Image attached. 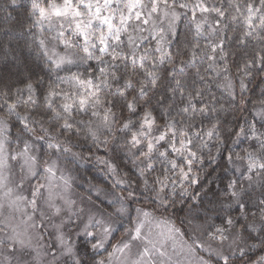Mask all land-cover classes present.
<instances>
[{"label":"snow or ice","instance_id":"1","mask_svg":"<svg viewBox=\"0 0 264 264\" xmlns=\"http://www.w3.org/2000/svg\"><path fill=\"white\" fill-rule=\"evenodd\" d=\"M12 5L16 4V0H10ZM258 4V6H257ZM163 6V7H161ZM180 9H190L192 12L191 24L187 25V31L191 32L193 27L196 36L210 35L215 36L218 29L209 26L206 31V19H197L195 10L198 8L201 13L214 12L218 17H224L227 9L223 2L220 6L213 5L210 8L206 7L203 0H196L195 4L187 2L179 3L176 0H62L57 3L56 0H49L47 4L41 3V0H31V19L33 20L32 27L43 26L45 22L49 27L53 26L52 22L55 18L57 24L56 36L53 39L59 41L63 45L60 51L55 48L49 49L45 41L41 39L38 47L42 54L50 62V65L56 71L55 80L49 83L44 91L43 101L50 115L47 118L58 123V126L64 131H69L74 127L73 113L89 114L91 118L88 120H79L78 123L86 126L87 136L94 142H100L103 145L109 143L107 137H103L104 132L110 135L114 134L115 126L119 120L115 105L117 103L115 97L118 96L123 100V106L130 112H135L139 99H143L147 95V90L150 86L155 87L161 80V75L158 70H153L159 63H163L165 59L173 66L172 82L175 84L173 91L177 89H185V77L188 74L189 66L196 67L198 59L207 58L210 63L209 68L214 70L213 80L220 78L223 75V82L218 86L227 90L228 94L235 98L237 95L236 85L231 76L230 69L227 65L228 52L224 50L223 41L217 39L214 44H210L206 48L188 47L187 43L182 46H177L173 52L169 45L171 38L177 35V23L180 20V13L176 11V7ZM229 7L234 9L230 15L233 22L242 20L249 29L252 27L258 28L264 32V0H247L244 4V11H241L239 3L234 0H229ZM163 17L161 19L160 17ZM132 21L136 23L133 24ZM159 22V23H158ZM218 23V21L214 22ZM152 25L156 29L158 37L155 45V51L159 53L158 57L152 58L150 50L144 49L143 53L138 52V40H143V36H134L133 32H142L146 29L144 26ZM31 30V29H30ZM131 30V31H130ZM245 37H252L264 42V36H253L251 31H245ZM126 37V39H124ZM187 40V33L185 34ZM242 44L245 40L240 41ZM127 49V51L125 50ZM219 55L220 61H223V67L217 66L215 63ZM105 56H109L110 60H105ZM186 57V59L184 58ZM89 61H96L97 64H103L104 67L99 68V75L89 73L87 69L84 72H73L72 67H79ZM146 61H151L152 68H145ZM261 65V71H264V48L255 51L252 57L244 62L243 67H239L242 73L239 79V88L243 92L247 85L244 83V77H249L255 70V65ZM143 69L144 79H136L137 73ZM179 69V71H175ZM60 72L66 74L61 76ZM179 77V78H177ZM195 77L203 83V87H196V80L193 78L192 87L188 91L187 101L188 107L183 108V112L192 110V115L186 120L177 121L170 119L163 128L157 127V120L151 111H145L139 122L128 118L120 124V130L127 131L130 134V140L127 144L130 149H138L139 156H143L147 163L144 168H141L140 176H145V169L154 170L152 158L154 154L164 158L171 170H177L180 178L189 180L191 175V183L197 182V177L194 172V163H203V155L201 149L208 147L209 141L215 138L219 145L222 146L224 139L221 136L222 128L219 116L215 114L222 109H217L212 104V97L208 103H204L203 107L196 108L193 101L203 102L207 89L210 87L205 76L201 75L199 70L196 71ZM123 80L125 91L117 89L116 93H112V82ZM69 85L70 90H58L59 84ZM138 89V96L128 99L127 90ZM37 89L32 83H27L24 89L17 88L15 92L0 89V97H3L7 102L11 95L19 101L26 93L29 103L35 104L36 99L33 93ZM184 96V91L180 92ZM210 96L211 94L208 93ZM56 100H59V110L54 107ZM241 96V103H243ZM9 111L4 115H0V191L3 195L0 196V216L3 215L4 198H7L8 207L17 211H23L25 202L33 209L37 208L38 198L43 195L41 189L47 191L45 203L53 216L62 217L65 212V206L68 211H71L75 205V201L68 198L65 193L71 188V177L60 174L58 176L59 161H41L38 156L31 152V146L28 142H24L21 150L15 153L6 152L7 140L4 138V133L8 129L7 117L15 113L20 119L27 121V115H22L16 112L17 103L7 104ZM250 111L256 116L264 120V99H259ZM198 113V115H197ZM203 118V119H200ZM203 120L208 121V126L202 131H192L196 128H201ZM199 121V122H198ZM40 123V121H35ZM29 132L36 135L35 130L24 125ZM41 129L45 135L48 129L41 123ZM156 132L158 134L153 135ZM192 133L189 135V133ZM229 138L232 143H237L242 137L251 136L257 140L258 146H253V150H245L243 155L235 154V160L246 162L245 171L246 179L250 184L259 183L264 186V131L259 130L255 123L245 119L244 124L237 126L235 130L228 128ZM45 135H36V139L44 140ZM161 142H167L166 148L171 149V153H175L180 157L184 164L183 166L176 159L171 158V153L167 150H161ZM68 143L61 144L60 142L53 143L51 140L48 143L49 148H54L63 153H71L74 158H78L79 154L72 152ZM219 154V148H217ZM139 158V157H137ZM213 159L211 155L208 157ZM20 160V171L23 173L17 185L18 189L23 188V181L30 177H36L39 170L44 173L45 184H37L31 192L33 197L29 200L22 194H16L14 189L8 187L9 179L5 175L6 170H10L12 165L10 161ZM228 160L231 162L233 156L230 154ZM107 166L109 172L114 176L117 175V167L109 160L100 162ZM170 179L167 172L161 176L155 177L152 184H149L148 179L143 180L145 190H151L156 193V199L160 205H168L169 200L165 198L166 181ZM57 180L59 183H57ZM127 184L126 189H122V193L126 191V195L120 194L116 196L115 203L119 205L115 212L117 215L129 213L128 202L135 198V191L131 189V184L123 179H117L115 186ZM159 185V187H157ZM183 188V185H181ZM231 189V197L235 202L244 207L241 200L243 190L239 188L238 181H232L228 185ZM186 192L187 190L184 189ZM165 194V195H162ZM57 200L62 201L58 204ZM174 203V201H173ZM264 204V200L261 201ZM85 209L81 208L73 215L84 213ZM134 221L130 218L131 227L128 230L127 238L121 239L115 245H112L113 250L109 253L106 260H100L99 264H112L113 260L119 255V264H173V256L177 254L176 236L179 229L170 226L171 222L166 219L156 217L153 212L145 210L143 207L135 209ZM44 213H41L43 216ZM87 221L83 225V232L90 240L85 242V250L89 247L93 252L105 248V243L112 232L111 216H105L100 213L98 216L92 214L89 209L86 213ZM70 218V217H69ZM10 219V218H9ZM32 220V216H28V221ZM259 220L264 224V208L260 209ZM3 223V221H0ZM27 223V221H25ZM255 220L247 223L245 230L255 231ZM34 226V225H33ZM234 221L231 217H227L224 227H214V232L209 233V239L218 240L220 245L228 240L226 232H230L234 227ZM5 227L11 228V234L6 238H0V246L5 245L16 252V246H19L21 251L33 248L32 238L27 235L26 229L18 231L17 227H12L11 223H6ZM63 227V218L61 224L56 225L59 235L57 239L61 245V255L72 258V264H82L81 259L74 251L70 244L64 243V234L60 231ZM99 229V232L93 231ZM156 229H160L156 231ZM3 229H0L2 231ZM235 242V241H233ZM231 246V245H229ZM171 247V252L169 248ZM204 248V245H200ZM209 251V255H216L223 264H229L230 257L225 255L222 250H210V246L204 249ZM36 251V257L39 258L41 253ZM189 251H191L189 249ZM8 259V258H6ZM9 264L11 261L9 259ZM55 264V258L52 261ZM200 264H209L202 257ZM260 264H264V257H261Z\"/></svg>","mask_w":264,"mask_h":264},{"label":"trees","instance_id":"2","mask_svg":"<svg viewBox=\"0 0 264 264\" xmlns=\"http://www.w3.org/2000/svg\"><path fill=\"white\" fill-rule=\"evenodd\" d=\"M62 0H56L57 3ZM191 2L192 0H176L177 5L183 2ZM206 7L213 5L220 6L223 2L224 7L227 9L224 17H218L214 12L201 13L196 10L197 19H206V31L209 26L218 29L215 36L201 35L196 36L194 27L191 32L187 31L186 26L191 24L192 12L190 9H180L176 7V11L180 13V20L177 23V35L171 38L169 45L170 49L175 52L176 47L182 46L187 43L188 47L206 48L210 44H214L217 39L223 41L224 50L228 52L227 65L230 69L231 76L236 85L237 95L235 98L231 97L227 90L220 88L218 85L223 82V75L220 78L213 80L215 75L214 70L208 67L210 61L207 58L203 60L198 59L196 67L189 66V71L185 77L187 88L177 89L172 82V64L167 59L163 63H159L153 70H158L161 75V80L155 87L150 86L147 90V95L143 99H139L135 112H130L123 106V100L116 96L117 101L115 111L119 117L116 129V139L113 140L111 135L104 132L103 137L109 139L107 147L100 142H94L87 136L86 126L79 124V120L90 119L89 114H76L73 113L74 127L69 131H64L58 126V123L53 122L47 118L50 113L44 105L43 93L47 89L49 83L55 80L56 71L50 65V62L42 54L41 49L38 47L39 41L43 39L49 49L55 48L60 51L63 45L53 39L56 36V27L54 20L53 26L50 28L48 23L44 25L32 27L33 20L31 17V0H16V4L12 5L10 0H0V89L15 92L17 88L24 89L27 83H32L37 89L33 93L36 103H29L27 94L25 93L22 98L17 101L11 95L6 102L3 97H0V115H4L9 111L7 104L17 103L18 107L16 112L22 115H27L28 120L20 119L15 113L7 117L9 128L5 134L11 138L12 144L17 143L18 148H22L24 142H28L36 155L41 161L58 160L59 171L65 173V176L71 177V189L78 197H88L101 208L104 213L111 217L117 218L120 222H125L127 218L123 219V215H117L115 210L119 207L115 203L116 196L120 194L126 195V191L122 193V189L127 188V184L115 186L117 179H123L131 184V189L135 191V198L133 201L128 202L129 213L124 214L132 220L136 215L135 209L143 207L147 211L153 212L156 217H162L168 220H173L177 223L184 233L187 230H193L198 234L201 242L209 239V233L214 232L213 226L224 227L227 217H231L234 221V227L230 232H226L228 240L220 245L218 240H213L216 246H222L223 253L233 259V252L244 250V257L247 261H257L264 255V224L259 220L260 209L264 208L261 201L264 200V186L259 183L250 184L247 179L245 171V163L235 160V154L243 155L245 150H253V146H258V141L254 137L245 136L237 143H232L229 138L228 128L235 130L238 125L244 124L245 119L255 123L256 127L264 131V120L256 117L250 109L259 100L264 99V71H261V65L257 63L253 74L249 77H244V83L247 88L241 92L239 88V79L242 73L239 67H243L244 62L249 60L255 51L264 48V42L254 39L252 37H245V31H251L253 36H264L258 28H248L242 20L236 22L231 21L230 15L234 9L229 7V0H204ZM49 0H41V3L47 4ZM239 3L241 11H244V4L247 0H234ZM258 6V4H257ZM163 7V6H161ZM169 7H171V0H169ZM163 19V17H160ZM218 21V23H214ZM135 24V21H132ZM159 23V22H158ZM146 29L142 32H133L134 36H143V40H138V52L143 53L145 48L150 50L152 58L158 57L159 53L155 51L156 41L158 39L156 29L152 25L144 26ZM31 29V30H30ZM131 31V30H130ZM187 33V40L185 34ZM126 39V37H124ZM246 43H241V40ZM127 51V49H125ZM186 59V57H184ZM105 60H110L109 56H105ZM217 66L223 67L224 62L220 61L219 55L215 62ZM103 64H97L96 61H89L81 64L78 68L72 67L73 72H84L85 69L89 73L99 75V68L104 67ZM145 68H152L151 61H146ZM199 70L200 74L205 76L210 87L207 89L205 99L203 102L193 101V104L198 109L203 107L204 103L215 97L212 104L217 109H222L214 116H219L221 123V136L224 139L222 146L213 138L208 143V147L201 149L203 155V163H194V172L197 174V182L191 184H182L174 182V177L178 175L177 170H171L170 165L164 158L159 157L157 154L153 155L152 162L154 170L145 169V176H140V169L144 168L147 161L143 156H139L138 149H130L127 141L130 140V134L127 131H121L120 124L125 119H132L139 122L141 116L145 111H151L157 120V127L163 128L170 119L177 121L186 120L191 116L192 110L183 112L182 109L188 107L187 94L192 85V80L195 78L196 87H203V83L198 77H195L196 71ZM179 71V69H175ZM65 72H60L59 75H65ZM179 78V77H177ZM136 79H144L143 69L137 73ZM117 89L125 91L123 87V80L112 82L110 91L116 93ZM184 91V96L180 92ZM208 93L211 95L209 96ZM128 99L138 96V89L127 90ZM241 96L243 103H241ZM58 100L55 101L54 107L58 108ZM198 115V113H197ZM94 119V118H91ZM203 119V118H200ZM35 121H40L36 123ZM199 122V121H198ZM41 123L48 129L47 135L41 129ZM28 124L29 127L35 130L36 135H45L44 140L36 139V135L29 132L24 127ZM208 126V121L203 120L201 128L193 129L192 131H202L203 128ZM156 133V132H154ZM192 133L190 132L189 135ZM53 143L60 142L61 144L68 143L72 152L78 153L79 157L74 158L71 153H63L54 148H49L47 141ZM167 143V142H166ZM166 143H161V150H167L171 153L170 148H166ZM219 148V154H217ZM233 156V160H228L229 155ZM209 155L214 157L209 159ZM97 157H102L105 160L111 161L117 167V175H113L108 171L107 166L101 164ZM139 157V158H137ZM171 158L177 160L181 166L184 161L175 153H171ZM165 172L169 175L170 179L166 181L165 198L169 200L168 205H160L156 199V193L145 190L143 180L146 178L149 184H152L155 177L163 175ZM232 181H238L239 188L243 190L241 200L244 207H240L235 199L231 197V189L228 185ZM159 187V185H157ZM184 189L187 191L185 192ZM113 199L109 202L103 198ZM101 194V195H99ZM174 201V203H173ZM255 220V231L245 230L244 226ZM123 224V223H122ZM121 228V227H120ZM123 229H118L119 234ZM117 233L114 238L117 237ZM90 240V237L80 238L78 241V256L82 264H99V258L103 256L106 250H98L93 252L90 247L85 250V242ZM235 241V242H233ZM196 245V242H193ZM194 245V246H195ZM231 245V246H229ZM196 248L198 253H202L205 260L209 264H223V261L216 255H209V251H205L197 244ZM211 245V250H217V247ZM196 247V246H195ZM219 247V248H220ZM235 252V253H237ZM235 257V256H234ZM257 264H260L258 262Z\"/></svg>","mask_w":264,"mask_h":264},{"label":"rangeland","instance_id":"3","mask_svg":"<svg viewBox=\"0 0 264 264\" xmlns=\"http://www.w3.org/2000/svg\"><path fill=\"white\" fill-rule=\"evenodd\" d=\"M187 3L195 4L196 0H192L191 2H187ZM203 3L206 6L207 4L206 1L203 0ZM196 10H198V8ZM53 20H54V25L57 29L55 18ZM58 90H70V88L69 85L60 83ZM58 105H59V100H58ZM155 134L158 133H153V135ZM4 138L7 140V144H6L7 153H15L22 149L17 147L16 145L17 143L12 144L13 140L7 137L5 133H4ZM47 143H49V141H47ZM161 143L165 144L166 142H161ZM31 152L36 155L35 150H33L32 148H31ZM10 163L12 165L11 169L5 171V175L9 179L8 187L13 188L16 194H22L23 196L31 200L33 198L31 196V192L35 188V186L37 184L46 183L45 179L43 178L44 177L43 170L40 169L39 174L36 177H30L27 180L23 181L22 182L23 188L18 189L17 185L21 183L20 177L21 175H23L19 167L22 161L20 160L10 161ZM57 174L58 176L60 174L65 175V173L61 172V170L60 171L58 170ZM191 175L192 174H190L189 180H183L182 178H180L179 174L173 176L174 182L172 183L179 182L182 185L185 183L191 184ZM195 175L197 177L196 172ZM66 176H68V174ZM57 183H59L58 180ZM41 192L43 193V195H41L38 198L36 209H33L26 202L23 205V211H17L12 208H9L8 202L5 204L3 215L0 216V221H3V223H0V229H3V231H0V238H6L8 235L11 234V228L5 227L6 223H11L12 227L18 226L17 228L18 231H23L26 229L27 235L31 236L32 238L33 248L27 249L25 251H21L19 249V246L17 245L16 252H13L12 249L7 247V241H6L5 245L0 246V264H9V259L11 261V264H49V262L53 261L54 258H55V264H72L71 257H66L61 255V245H60V241L57 239L59 232L57 231L56 225L61 224V220L63 218V227L60 229V231L63 232L64 234V243L70 244L78 255V241L80 238L86 237L83 232V225L87 221V215H86L87 211L90 209L92 211V214L97 216L100 213H104V211L101 208L97 207V205L92 201V199L88 197H83L82 195L77 197L70 188L69 192L65 193V195L68 198L74 200L76 203L72 207L71 211H68L65 206V212L62 213V217H56L52 215L51 211L47 207V204L45 203L47 191L45 189H41ZM2 195L3 192L0 191V196ZM102 195L104 198L105 195L103 193ZM5 199L7 198H4V200ZM104 199H107L109 202L113 200L111 198H104ZM57 203L62 204V201L57 200ZM81 208L85 209L84 213H80L78 216L73 215L74 212H78L79 209ZM41 213H44V215L41 216ZM104 214L105 216H109L107 213ZM28 216H32L31 221H28ZM124 218L128 219L127 216L123 215V219ZM158 218L165 219L159 216ZM127 219L125 222H120L117 218L111 217L112 232L105 243V248L99 249L101 251L107 249V251L103 256L99 258V260H106L109 257V253L113 250L112 245H115L121 239L127 238L128 230L131 227V224ZM25 221H27V223H25ZM169 221L171 222L170 226L179 229V233L176 236L177 254L173 256V264H200V258L202 257L203 259H205V257L202 255V253H198V251H196L197 250L196 248H198L197 244L198 243L200 245L203 244L204 245L203 249L208 248L209 246L211 248V245L213 244L214 246H216L215 245L216 242H214L213 240L206 239L204 242H201L200 238H198V234L194 233L193 230L190 231L187 230L184 233L183 229H180L179 226H177V223H175L173 220L172 221L169 220ZM118 229L119 230L123 229V231H120L118 234L117 233ZM159 230L160 229H156V231ZM93 231H97V230H93ZM116 233H117V237L114 238ZM193 242H196V245ZM216 247L218 249L220 246L218 245ZM189 249L191 251H189ZM35 250H39V252L41 253L39 258L36 257ZM219 250H222V246L219 248ZM169 251L171 252V247L169 248ZM235 252L237 251H234L232 256L233 259L234 258L236 259L229 260V264H257L258 262L261 261V258L254 262L247 261L243 255L244 254L243 249L239 250L237 253ZM262 257H264V255ZM119 260L120 257L119 255H117L116 259L113 260L112 264H119Z\"/></svg>","mask_w":264,"mask_h":264},{"label":"clouds","instance_id":"4","mask_svg":"<svg viewBox=\"0 0 264 264\" xmlns=\"http://www.w3.org/2000/svg\"><path fill=\"white\" fill-rule=\"evenodd\" d=\"M119 130H120V129H119ZM121 131H122V130H121ZM115 133H116V129H114V134L111 135V138H112L113 140L116 139V135H115ZM105 146L107 147V145H105ZM96 159L99 160V162H101V161L104 160L102 157H97ZM7 202H8L7 199H5V200L3 201L4 205H5ZM2 231H3V230H2ZM97 232H99V229H97ZM49 264H52V261H50Z\"/></svg>","mask_w":264,"mask_h":264}]
</instances>
